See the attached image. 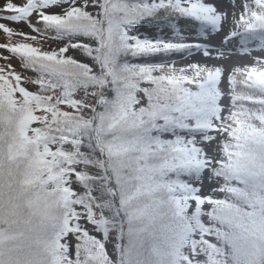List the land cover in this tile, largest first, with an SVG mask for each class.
<instances>
[{
    "label": "snow or ice",
    "instance_id": "6c2138e0",
    "mask_svg": "<svg viewBox=\"0 0 264 264\" xmlns=\"http://www.w3.org/2000/svg\"><path fill=\"white\" fill-rule=\"evenodd\" d=\"M0 32V264H264V0H0Z\"/></svg>",
    "mask_w": 264,
    "mask_h": 264
},
{
    "label": "rangeland",
    "instance_id": "374dc122",
    "mask_svg": "<svg viewBox=\"0 0 264 264\" xmlns=\"http://www.w3.org/2000/svg\"><path fill=\"white\" fill-rule=\"evenodd\" d=\"M10 26L17 28L18 30H22L26 33H30V29L24 24H20V25H11L10 24ZM30 34L35 35V33H30ZM52 35H53L52 33H49V37H52ZM12 42L13 43H15V42H30V43H33L34 46L41 47L43 50H51L53 48H58L59 46H62L61 43L54 38L40 39L38 37V42H37V41H23V38H21V37H13ZM5 43H9V40L5 34L0 32V44H5ZM252 46L253 47L255 46V42ZM252 56H260V53L259 52H253ZM252 56L234 55V56L230 57L224 63L227 65L238 66V67L253 66L254 61L252 59ZM0 57H9L10 63L16 67L17 71H21L19 58L11 57V54L7 53L6 50H4V49H0ZM175 61H176L177 67H180L181 65L186 63V61L184 59L175 60ZM7 62H9V61H6L5 59L0 58V66L4 65ZM214 62H216V61H210V63H214ZM28 74H30V73H28ZM29 87H32V86L29 85Z\"/></svg>",
    "mask_w": 264,
    "mask_h": 264
},
{
    "label": "trees",
    "instance_id": "16d2710c",
    "mask_svg": "<svg viewBox=\"0 0 264 264\" xmlns=\"http://www.w3.org/2000/svg\"><path fill=\"white\" fill-rule=\"evenodd\" d=\"M173 59H175V60H180V59H182V58H180L178 55L177 56H174V57H172ZM159 57H156V58H153V62H158L159 61Z\"/></svg>",
    "mask_w": 264,
    "mask_h": 264
}]
</instances>
